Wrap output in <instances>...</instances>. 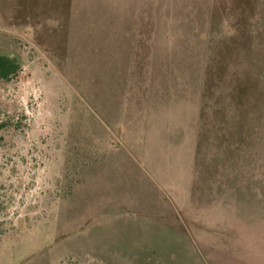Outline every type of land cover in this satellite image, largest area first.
<instances>
[{"label": "rangeland", "instance_id": "obj_1", "mask_svg": "<svg viewBox=\"0 0 264 264\" xmlns=\"http://www.w3.org/2000/svg\"><path fill=\"white\" fill-rule=\"evenodd\" d=\"M0 264H264V0H0Z\"/></svg>", "mask_w": 264, "mask_h": 264}, {"label": "trees", "instance_id": "obj_2", "mask_svg": "<svg viewBox=\"0 0 264 264\" xmlns=\"http://www.w3.org/2000/svg\"><path fill=\"white\" fill-rule=\"evenodd\" d=\"M22 68V65L17 59L0 54V82L13 83L22 72ZM8 127V121L0 118V140L2 138L1 134L7 130Z\"/></svg>", "mask_w": 264, "mask_h": 264}]
</instances>
